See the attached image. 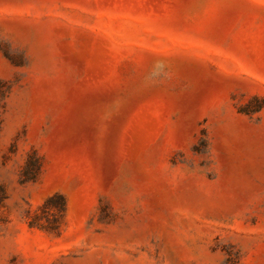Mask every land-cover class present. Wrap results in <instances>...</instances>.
<instances>
[{
    "label": "rangeland",
    "instance_id": "374dc122",
    "mask_svg": "<svg viewBox=\"0 0 264 264\" xmlns=\"http://www.w3.org/2000/svg\"><path fill=\"white\" fill-rule=\"evenodd\" d=\"M229 259L264 264V0H0V264Z\"/></svg>",
    "mask_w": 264,
    "mask_h": 264
},
{
    "label": "trees",
    "instance_id": "16d2710c",
    "mask_svg": "<svg viewBox=\"0 0 264 264\" xmlns=\"http://www.w3.org/2000/svg\"><path fill=\"white\" fill-rule=\"evenodd\" d=\"M28 180V178L26 179ZM45 207L50 206V207H54L57 210V213H62V211L65 208V202L63 200V198L60 195H55L52 196L50 199H48L45 204ZM227 264H236L234 260H227L226 262Z\"/></svg>",
    "mask_w": 264,
    "mask_h": 264
}]
</instances>
